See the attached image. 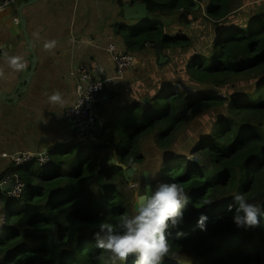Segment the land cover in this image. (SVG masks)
I'll return each mask as SVG.
<instances>
[{
    "label": "trees",
    "instance_id": "obj_1",
    "mask_svg": "<svg viewBox=\"0 0 264 264\" xmlns=\"http://www.w3.org/2000/svg\"><path fill=\"white\" fill-rule=\"evenodd\" d=\"M204 1L196 10V0H133L161 17L118 29L125 52L138 56L163 44L168 56L172 49V57L184 60L185 88L165 82L149 106L136 102L127 108L126 126L98 123L106 144L73 141L65 152H51L53 168L32 164L3 172L0 177L20 175L26 197L4 200L0 264H121L93 239L100 222L118 226L135 210L123 168L108 163L111 151L113 160L140 169L142 192L149 193L148 185L154 191L155 181L184 189L189 206L183 224L166 233V264H264V0ZM179 14L187 17L186 31L172 34L169 27ZM200 20L208 31L204 39L211 41L210 57L201 46L194 49L189 36ZM171 78L179 77L174 71ZM161 100L164 108L155 110ZM180 134L187 142H179ZM186 146L208 166L188 159ZM145 148L156 154V174L142 154ZM237 194L260 208L259 227L233 222L228 205ZM15 208L20 211L11 213ZM201 214L208 217L206 231L197 227Z\"/></svg>",
    "mask_w": 264,
    "mask_h": 264
},
{
    "label": "crops",
    "instance_id": "obj_2",
    "mask_svg": "<svg viewBox=\"0 0 264 264\" xmlns=\"http://www.w3.org/2000/svg\"><path fill=\"white\" fill-rule=\"evenodd\" d=\"M14 1L0 12V175L13 166L4 154L69 149L73 137L66 113L78 99L77 83L85 73H93L106 82V122L115 119V112L118 114L136 102L144 105L145 98H150L151 103L165 82L171 83L169 78L174 71L173 62L169 63L173 50L169 48L166 65H160L156 50L149 47L138 53L140 61L130 75L121 77L116 72L108 46L117 44L125 52V43L115 29L121 21L122 6L131 0ZM23 4H27L23 16L29 39L22 26L16 24L18 18L21 20L19 10ZM142 21L124 22L122 26H138ZM122 26L117 29L120 31ZM53 41L54 47L45 48L46 43ZM30 47L39 62L34 77L27 83L33 60ZM10 57H20L24 68L14 70ZM57 92L62 103H50L48 97ZM12 174L0 177V181ZM9 188L0 182V231L7 214L4 200L9 198Z\"/></svg>",
    "mask_w": 264,
    "mask_h": 264
},
{
    "label": "clouds",
    "instance_id": "obj_3",
    "mask_svg": "<svg viewBox=\"0 0 264 264\" xmlns=\"http://www.w3.org/2000/svg\"><path fill=\"white\" fill-rule=\"evenodd\" d=\"M55 46V42L45 44V48ZM10 66L17 71L24 68L20 57H10ZM50 103L61 102L60 94L48 97ZM112 166L113 158L108 161ZM143 195L137 202V212L133 217L123 216L118 226L102 221L99 230L94 233L96 247L108 251L114 260L126 264L130 256H134V264H163L169 253V241L166 238L169 228H179L183 224L187 197L181 185L175 183H159L154 191ZM233 212V222L238 227L256 228L261 223V210L255 204L248 203L245 196L237 194L234 203L228 205ZM208 217L201 214L197 227L207 230ZM119 229V230H118ZM181 234V233H178ZM102 255L100 259H102Z\"/></svg>",
    "mask_w": 264,
    "mask_h": 264
},
{
    "label": "built area",
    "instance_id": "obj_4",
    "mask_svg": "<svg viewBox=\"0 0 264 264\" xmlns=\"http://www.w3.org/2000/svg\"><path fill=\"white\" fill-rule=\"evenodd\" d=\"M14 0H0V12L5 11L11 6ZM18 26L21 25L19 18L16 20ZM112 61L115 65L116 72L121 77L130 75L136 65L139 57L135 54L121 52L116 44H111L108 47ZM78 99L67 109L66 117L68 118L73 141L82 146H96L106 144L105 140L98 137L97 125L103 124L109 109L105 105L106 82L104 79L93 73H85L77 83ZM103 117V118H101ZM15 155V157H14ZM13 154H4L8 158L10 164L16 168L37 164L44 167L52 161L50 151H21ZM3 187H10L8 193L11 201L20 200L25 193V184L19 174L14 173L2 179ZM142 183V178L139 177V184Z\"/></svg>",
    "mask_w": 264,
    "mask_h": 264
},
{
    "label": "rangeland",
    "instance_id": "obj_5",
    "mask_svg": "<svg viewBox=\"0 0 264 264\" xmlns=\"http://www.w3.org/2000/svg\"><path fill=\"white\" fill-rule=\"evenodd\" d=\"M202 4L206 5V2L203 0ZM185 20H187V17L181 16L179 14L175 18V20L172 21V23H171V25L169 27V31L172 34H175L178 30L183 29V27L185 28V31H186L187 23L184 22ZM190 32L191 31L188 32V35H189ZM206 33H208V31H207V29L205 27V24H204V22L202 20H200V22L196 26V29H194V33L191 32L189 36L190 37L194 36V39L192 38L193 44H194L193 45L194 49H196L197 47L201 46L202 49L205 51L206 56L210 57V56H212V53H210L208 51H209V47L211 46V41L208 40V39H204ZM189 50H191V47L189 48ZM170 59L174 63H176V65L174 67V71L178 75L179 78H171L170 77L169 80L174 81V83L178 85L180 91L182 92L183 89L185 88V84L182 82L181 75L186 73V71L184 69V66H183L184 65L183 64L184 60L183 59H177V57H172ZM187 76H189V74H187ZM144 79H147V78H144ZM186 81L188 82L187 79H186ZM198 93H199V91H196V94H198ZM164 102H165L164 100H161V102L159 103L158 108H155V110L160 111L162 108H164V104H165ZM127 108L128 107L124 108V110L118 111V114L115 112V119L114 120H116L117 122H120L122 126H126V122L129 121V111H127ZM142 112H143V108H142ZM104 116L107 117V115H104ZM101 118H103V117H101ZM187 140H188V137L185 134H180V138H179V142L180 143L187 142ZM183 149L185 151L184 155H187L188 159H190L194 163L198 162V163H201L203 166H208V163L204 165V162H203L204 161V157L202 156L201 153L193 152V150L189 152V148L187 146L183 147ZM145 150H146V148L143 150L142 154L146 155V159L148 161L149 169H153L155 174H156L158 172V168H159V166H158V164L156 162V154H155L154 150H152V149L151 150H146V151ZM14 157H15V155H14ZM92 161H96V158L92 159ZM118 163H120V162H118ZM138 175H140V169L139 168H138L137 171H135L132 175L129 176L128 181L130 182L131 186H127L124 189L125 191H129V190L131 191V193L133 194V197L135 199V203L138 202L139 198L142 195L150 194V193H147V192H142V190H140L138 188L139 187L138 185H141V184H139ZM135 179H136V182H135ZM155 179H156V176L154 177V180ZM155 184L157 185V184H159V182L155 181ZM152 191H153V189H152ZM188 206H189V203H186V207H188ZM135 214H136V211L133 210L129 217H133ZM6 215H8V213ZM0 234H1V231H0Z\"/></svg>",
    "mask_w": 264,
    "mask_h": 264
},
{
    "label": "water",
    "instance_id": "obj_6",
    "mask_svg": "<svg viewBox=\"0 0 264 264\" xmlns=\"http://www.w3.org/2000/svg\"><path fill=\"white\" fill-rule=\"evenodd\" d=\"M203 0H196L197 3V7L196 10H199L201 7ZM27 6V4H23L19 10V17H20V21H21V26L23 28V31L27 37V39H29V32H28V24L27 21L25 20L24 16H23V9ZM158 15V16H157ZM120 22L116 23V29H115V33L117 34L118 32V26H122L124 24V22H129V21H133V20H144V19H154L155 17H160L159 14L156 13H150L149 9H148V5L146 3H142V2H137L134 3L132 0L129 2H126L124 4V6L122 7V12L120 14ZM29 43L31 44V41L28 40ZM32 55H33V60H32V68L30 70V72L28 73L27 76V80L26 82L29 83L31 81V79L34 77L35 72H36V68L38 65V59L36 57V55L34 54V50L32 47H30ZM156 53L160 58V65H166V63L169 61V57H166L164 55V45L163 44H158V46L156 47ZM126 53V52H124ZM0 94H2L0 92ZM144 103L146 105H150V98H145L144 99ZM110 156H113V151L110 152ZM114 163L118 164L119 166H121L125 171H124V175L127 178V180L129 179V176L132 175L135 171L138 170V168L136 166L133 167H129L125 164H121L118 163L116 160H113ZM146 175V182H149V173L145 172ZM151 187L150 185H148V188ZM11 188H9L8 191H10ZM147 195V194H145ZM143 196V195H142ZM135 211L137 212V203H135ZM132 257V256H130ZM163 264H166V261H163Z\"/></svg>",
    "mask_w": 264,
    "mask_h": 264
},
{
    "label": "bare ground",
    "instance_id": "obj_7",
    "mask_svg": "<svg viewBox=\"0 0 264 264\" xmlns=\"http://www.w3.org/2000/svg\"><path fill=\"white\" fill-rule=\"evenodd\" d=\"M153 25V23L151 22L150 23V26H152ZM72 143H74V142H72ZM75 144V143H74ZM66 150H62V151H58V152H56V153H63V152H65ZM263 156H264V154H263ZM53 162L54 161H51L50 163H48V164H46L44 167L45 168H53L50 164H53ZM24 184H25V182H24ZM25 188H26V184H25ZM25 197H26V195H23L22 197H21V199L20 200H23V199H25ZM20 210H17V208H15V209H13L12 211H11V213H14V212H19Z\"/></svg>",
    "mask_w": 264,
    "mask_h": 264
},
{
    "label": "flooded vegetation",
    "instance_id": "obj_8",
    "mask_svg": "<svg viewBox=\"0 0 264 264\" xmlns=\"http://www.w3.org/2000/svg\"><path fill=\"white\" fill-rule=\"evenodd\" d=\"M117 45V44H116ZM109 47V46H108ZM164 55L166 56V52L164 53Z\"/></svg>",
    "mask_w": 264,
    "mask_h": 264
}]
</instances>
